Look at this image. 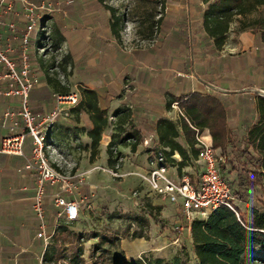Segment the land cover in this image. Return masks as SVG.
I'll return each instance as SVG.
<instances>
[{
    "label": "crops",
    "instance_id": "crops-1",
    "mask_svg": "<svg viewBox=\"0 0 264 264\" xmlns=\"http://www.w3.org/2000/svg\"><path fill=\"white\" fill-rule=\"evenodd\" d=\"M50 1L59 12L44 16L39 27L50 31L55 54L39 55L43 33L30 34L29 61L39 81L29 94L30 109L40 121L55 111L56 93L67 89L80 96V90H89L96 93L100 109L106 113L107 126L101 134L98 157L90 161L87 132L92 123L84 106L79 102L55 119L49 131L48 154L54 167L72 173L70 181L77 185V193L63 192L57 185L46 186L44 222L49 238L56 231L59 212L53 204L55 196L83 201L84 206L104 199L102 193L106 194L110 180L106 148L115 133L118 110L129 109L132 129L140 137L134 152L128 146H117L124 158L115 177L124 181L129 176L122 181L128 184L141 182L143 173L150 170L152 146L161 149L157 122H176L182 115L179 102L167 108L170 99L186 101L194 93L217 97L226 114L227 137L235 146L258 122L259 98H264V35L251 30L235 31L229 26L223 46L217 49L201 26L200 12L207 6L203 0H166L158 40L132 48L122 46L120 38L113 36L110 14L97 0ZM9 18L16 24V55L25 25L14 15ZM8 38V28L4 26L2 46ZM6 89L7 83L0 82V141L10 125H2L4 112L19 111V98L4 95ZM15 121L19 123L18 118ZM19 131L18 128L16 132ZM200 137L206 145L212 144L208 129ZM177 142L187 149L181 135ZM23 153L27 158L31 155L30 138L24 141ZM24 162L20 156L0 154V264H42L48 248V243L37 237L39 224L31 208L35 175L23 170ZM195 164L200 170L196 160H191L180 173L177 166L168 164L167 174L175 178L186 173L194 183L199 173L192 171ZM108 192L113 194L111 184ZM187 231L190 233L189 226Z\"/></svg>",
    "mask_w": 264,
    "mask_h": 264
},
{
    "label": "rangeland",
    "instance_id": "rangeland-1",
    "mask_svg": "<svg viewBox=\"0 0 264 264\" xmlns=\"http://www.w3.org/2000/svg\"><path fill=\"white\" fill-rule=\"evenodd\" d=\"M165 3L166 0H105V4L112 7L120 18L119 43L132 48L155 43L158 34L150 22L164 15ZM229 26L235 31L251 30L264 35V5L234 16ZM46 33L40 47L46 46L44 53L55 54L54 45L49 41L48 28ZM125 129L130 130L126 125ZM154 146V152L161 150ZM232 147V140L228 136L225 147L217 149L223 157L220 174L229 184L234 206L248 222L254 212L264 211L261 172L247 160V155H256L251 140H240L234 152ZM152 157L150 155L148 160ZM173 158L179 162L176 154ZM198 170L196 164L192 166L193 172ZM62 172L67 176L72 175L65 170ZM108 174L110 180L106 194L102 193L104 199L89 204V207L82 205L76 224L56 227L58 231L48 240L52 256V263L48 264H121L142 258L146 262L162 260L165 264L178 258L181 264H198L187 231L188 224L179 207L152 193L144 180L128 184L122 183L123 180L115 177L117 174L111 170ZM128 178L124 177V181ZM110 184L112 195L108 192ZM150 208L154 209L152 213L149 212ZM156 208L160 210L156 211ZM103 212L115 215L114 219H107ZM80 250L82 255H79ZM244 260L259 264L264 262V255L248 250Z\"/></svg>",
    "mask_w": 264,
    "mask_h": 264
},
{
    "label": "trees",
    "instance_id": "trees-1",
    "mask_svg": "<svg viewBox=\"0 0 264 264\" xmlns=\"http://www.w3.org/2000/svg\"><path fill=\"white\" fill-rule=\"evenodd\" d=\"M97 1L109 12L110 30L113 36L119 39L120 18L115 14L112 7L105 4V0ZM203 3L207 6L200 12L202 29L212 39L214 46L220 49L226 40V33L233 17L264 5V0H217L214 2L203 0ZM163 23V16L154 22H150L156 34L160 32ZM56 94L67 95L69 93L67 89H64L61 93ZM183 99H170L167 103V108H169L171 103L179 102L182 115L176 122L162 119L156 124L157 141L165 162L171 166H177L179 173L191 160H196L198 155L197 137L204 129H208L211 134V146L214 150L223 149L227 143L226 114L219 99L215 96H203L198 93L186 97V101ZM79 105L84 106L92 123V129L87 132V136L91 140L89 160L94 161L98 157L101 134L107 126L106 113L100 109L97 95L93 91L80 90ZM115 116V133L106 148L108 168L113 173H117L124 157L117 151V146H128L130 151L134 152L140 140L137 132L132 129L129 109L118 110ZM258 116V122L247 135V138L255 145L256 155H247V160L248 163L260 170L262 188H264V98H259ZM125 125L129 126V131L125 129ZM180 135L184 138L187 149H184L177 142ZM235 149L238 147L233 144L232 152ZM175 153L181 159L178 163L173 159ZM153 210L150 208L149 212L152 213ZM155 210L159 211L160 209L156 208ZM234 210L235 212L221 206L216 208L206 220H195L190 224V237L198 264H256L246 262L244 260L245 253L248 250H253L264 255V211L254 212L251 219L246 222L236 207ZM102 215L109 220L115 217V215L107 212H103ZM49 249L48 247L43 255L42 264L52 263L50 262L52 256ZM79 255H82V251L79 252ZM121 264L165 263L162 260L146 262L142 258ZM170 264H181V262L178 258H174ZM259 264H264V262Z\"/></svg>",
    "mask_w": 264,
    "mask_h": 264
},
{
    "label": "built area",
    "instance_id": "built-area-1",
    "mask_svg": "<svg viewBox=\"0 0 264 264\" xmlns=\"http://www.w3.org/2000/svg\"><path fill=\"white\" fill-rule=\"evenodd\" d=\"M59 12L50 0L33 2L30 0H0V38L2 28L7 26L9 38L5 46L0 42V82L7 83L3 92L6 96L19 98V111L4 112L2 125L7 134L0 141V154L20 156L24 158L23 170L35 175V188L32 200V211L38 221V238L46 243L50 239L45 235L44 197L46 186L57 185L63 192L77 193V185L70 181V176L53 166L48 151L50 149L49 131L55 119L61 113L76 107L80 96L75 93L67 95L55 94V111L40 121L31 111L29 94L39 83L36 75L32 74L29 61L30 34L34 31L47 35L45 27H39L44 16ZM14 15L24 23V31L20 39L17 54L15 55L14 42L18 40L16 24L9 16ZM46 46L38 48V54H44ZM61 105H67L65 109ZM19 119V123L15 119ZM19 132H16L17 129ZM26 138L31 139V155L24 156L23 145ZM198 140V155L196 163L200 166L197 179L193 183L188 174L182 173L175 178L167 174V165L161 151L151 154L150 170L142 180L150 187L155 195L163 198L167 203L177 205L183 218L190 226L195 220H206L218 207H227L235 212L234 199L227 181L220 174V164L223 157L220 153L206 145L200 136ZM83 201L66 200L63 196H55L53 204L59 209L55 226L76 224L80 219ZM89 207V206H88Z\"/></svg>",
    "mask_w": 264,
    "mask_h": 264
}]
</instances>
